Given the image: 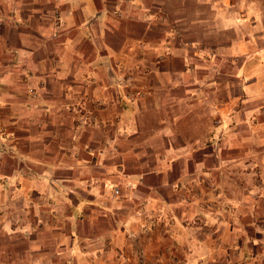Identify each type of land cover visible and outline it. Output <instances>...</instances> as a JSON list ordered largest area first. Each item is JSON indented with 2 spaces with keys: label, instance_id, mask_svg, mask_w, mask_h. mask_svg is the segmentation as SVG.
I'll list each match as a JSON object with an SVG mask.
<instances>
[{
  "label": "crops",
  "instance_id": "obj_1",
  "mask_svg": "<svg viewBox=\"0 0 264 264\" xmlns=\"http://www.w3.org/2000/svg\"><path fill=\"white\" fill-rule=\"evenodd\" d=\"M201 1L0 0V264H264V79L238 34L193 40ZM149 213L173 221L127 240Z\"/></svg>",
  "mask_w": 264,
  "mask_h": 264
},
{
  "label": "rangeland",
  "instance_id": "obj_2",
  "mask_svg": "<svg viewBox=\"0 0 264 264\" xmlns=\"http://www.w3.org/2000/svg\"><path fill=\"white\" fill-rule=\"evenodd\" d=\"M205 2V4H203L202 2L198 5H195V2H193V19L195 15H199L204 20L203 22L198 21L200 23L193 24V40L201 39V36H203V31L208 28L209 34L208 32H206V34H208L211 39H207L212 40V43L214 45H219V47H221L223 46L222 43H226V41L230 39L229 46L232 47L231 44H233L234 46L236 39H238V37L236 36L238 34L239 43H241L242 45L240 47V49L242 50L239 53L247 52L250 54L251 52H255L256 55L252 57L251 54H248L249 58L248 56H242L240 57L239 61H243L244 58L248 59L249 61L253 59L256 64V70L254 72L258 74L262 79H264V0H205ZM170 10L171 9L168 7L167 12H169ZM175 33V35L177 36L178 32L176 30ZM233 50H235V48H233ZM221 51L226 52L224 49ZM194 52L207 56L215 53L214 49H210L208 45L206 47V50H203V48L200 49V47L195 46ZM225 54H230V50ZM214 59V62H216L218 56H214ZM203 177L204 179L199 181L198 183L207 188V191L219 190V187H217V185L210 181L206 182L204 175ZM198 183L193 182V180H189L188 178L184 180L174 181L172 185L173 196H175V200L177 199L182 201L181 208L189 207V205L187 204L189 203V196L187 195L190 191H195V188L199 187L196 186ZM200 203H202V200ZM210 203L213 204V202L204 198L202 206L204 208L205 206L208 207ZM186 215L187 216L184 217L185 224H187L191 228H195V230L203 236L210 235L212 236V238L215 237V235L211 233V231H208V229L206 228L205 220L204 218H202V216L193 212ZM142 216L144 223L146 222L147 218L153 217V224H151L150 227L145 231L139 228L135 229V226L130 227L125 234L126 239V235L130 234L131 240L142 238L144 241H146V239H149L151 237L150 232L152 229H155L157 227L163 228L164 223L166 224L167 222V225H170L173 221V218L171 219L170 217H168L167 219H163L159 214L155 213L143 214ZM262 221L263 219L257 222L258 224L256 226V230H254V234L258 235V237H264V222ZM138 227L141 228V226ZM251 236L253 237L254 235L251 234ZM137 249V255L139 259H141L139 255H143V249L141 247ZM232 251V255L235 253L238 254L237 248L233 249ZM172 264L176 263L172 262ZM228 264H237V261L232 260Z\"/></svg>",
  "mask_w": 264,
  "mask_h": 264
},
{
  "label": "built area",
  "instance_id": "obj_3",
  "mask_svg": "<svg viewBox=\"0 0 264 264\" xmlns=\"http://www.w3.org/2000/svg\"><path fill=\"white\" fill-rule=\"evenodd\" d=\"M54 22H53V30H56L57 28H59V15L57 13H54ZM8 23H11L13 22L11 18L8 19L7 21ZM118 85L120 87H127L129 86V80L126 79V77L123 75V76H120L118 78ZM27 94L31 97V98H35V90L34 89H28L27 91ZM134 94L132 93H128V95L126 96V98H129V99H132L134 98ZM94 122V118L91 117L90 115H87V113H80L78 115V118H77V123L79 126H85L89 123H93ZM7 135H5V133H1V138H6ZM124 186L126 188L130 187L129 184H124ZM111 198H117V197H120L121 196V193H120V190H119V186L117 185H114L111 187ZM154 222V219L153 217H150V218H147L146 222L143 224V226L141 227V229H143L144 231L150 227L151 224H153ZM127 238H130V234L127 235Z\"/></svg>",
  "mask_w": 264,
  "mask_h": 264
}]
</instances>
